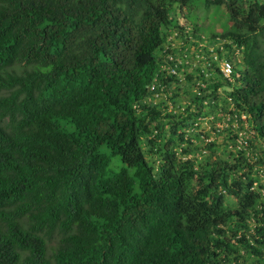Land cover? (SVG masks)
<instances>
[{"label": "trees", "instance_id": "16d2710c", "mask_svg": "<svg viewBox=\"0 0 264 264\" xmlns=\"http://www.w3.org/2000/svg\"><path fill=\"white\" fill-rule=\"evenodd\" d=\"M190 1L0 0V264H228L233 239L264 264L252 178L228 162L197 172L172 149L197 106L165 138L145 103L170 80L158 50ZM203 1L225 4L242 48L232 79L215 69L192 102L229 86L264 141V0ZM153 122L157 168L142 145ZM255 214L251 240L237 237Z\"/></svg>", "mask_w": 264, "mask_h": 264}, {"label": "rangeland", "instance_id": "374dc122", "mask_svg": "<svg viewBox=\"0 0 264 264\" xmlns=\"http://www.w3.org/2000/svg\"><path fill=\"white\" fill-rule=\"evenodd\" d=\"M231 29L232 22L224 3L207 5L203 0H191L185 7L175 6L169 23L164 27L165 39L158 50L159 59H164L169 51L182 54L186 50L192 51L194 47L206 52L219 42L232 40L224 35ZM262 44L264 48V38ZM192 73L194 75L189 78ZM156 80L157 84L160 83L156 89L158 94L151 93L145 103L160 111L157 121L161 122L163 129L162 132L160 128L157 131L167 138L170 135L167 121L177 120L178 116L180 118V115H187L199 108L191 116V124L178 128L174 133L172 149L182 159H190L197 172L216 162L235 163L237 167L233 174L229 173V177L252 178V188L260 194L254 207L261 212L264 205V176L260 174L259 167L264 162V141L253 133L245 113L230 99L229 86L218 87L212 95L201 99V103H194L195 94L200 96L210 91L207 83L196 77L195 70L187 69L181 76L170 78L169 82L164 83L161 78ZM150 126L154 127L153 132L148 137H142V145L148 162L157 168L162 157L155 146L150 149L149 137L156 134L154 122ZM179 135H182V139ZM260 218L256 214L250 216L246 228L239 230L237 237L244 234L249 241L256 233V226L262 223ZM231 242L235 255H230L228 264L235 257L236 264L255 261L256 256L247 252L242 244L236 243L235 239Z\"/></svg>", "mask_w": 264, "mask_h": 264}, {"label": "built area", "instance_id": "2783aa9c", "mask_svg": "<svg viewBox=\"0 0 264 264\" xmlns=\"http://www.w3.org/2000/svg\"><path fill=\"white\" fill-rule=\"evenodd\" d=\"M225 44H228L231 52L224 48ZM240 49L234 41L229 40L219 42L218 45L210 47L206 52H203L199 47H194L192 51L186 50L182 54L174 51L169 53L165 58L166 61L159 66L157 76L177 78L188 69V71L196 70L195 72L203 77L201 80H204L217 69V72H220L223 77L231 80L234 64L240 61ZM156 81L148 86V91L154 95L158 94L156 89L160 84H157ZM259 172L264 176V162L259 167Z\"/></svg>", "mask_w": 264, "mask_h": 264}, {"label": "clouds", "instance_id": "9594fccd", "mask_svg": "<svg viewBox=\"0 0 264 264\" xmlns=\"http://www.w3.org/2000/svg\"><path fill=\"white\" fill-rule=\"evenodd\" d=\"M172 52H174V51H169L168 54H169V53H172ZM168 54H167V55H168ZM167 55H166V56H167ZM166 56H165V58H166ZM165 58L159 60V66H160L161 64H163V63L166 61Z\"/></svg>", "mask_w": 264, "mask_h": 264}, {"label": "crops", "instance_id": "0c3cea01", "mask_svg": "<svg viewBox=\"0 0 264 264\" xmlns=\"http://www.w3.org/2000/svg\"><path fill=\"white\" fill-rule=\"evenodd\" d=\"M161 60V59H160Z\"/></svg>", "mask_w": 264, "mask_h": 264}]
</instances>
